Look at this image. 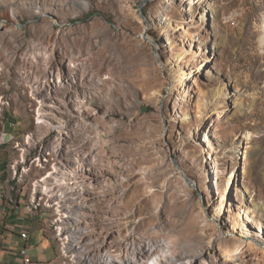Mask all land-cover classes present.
I'll use <instances>...</instances> for the list:
<instances>
[{"label":"rangeland","instance_id":"374dc122","mask_svg":"<svg viewBox=\"0 0 264 264\" xmlns=\"http://www.w3.org/2000/svg\"><path fill=\"white\" fill-rule=\"evenodd\" d=\"M0 65L18 122L13 162L22 150L27 164L36 160L20 189L53 165L69 169L74 149L91 172L102 167L96 159H115L124 181L86 208L100 238L166 256L172 244L161 252L158 243L173 231L193 243L187 252L206 251L198 264H236L217 241L208 248L212 231L243 241L248 264H264L252 255L264 248V0H0ZM74 190L52 188L66 200ZM96 191L86 193L98 200ZM40 228L29 255L55 261L57 245ZM14 240L20 259L26 239Z\"/></svg>","mask_w":264,"mask_h":264},{"label":"bare ground","instance_id":"6f19581e","mask_svg":"<svg viewBox=\"0 0 264 264\" xmlns=\"http://www.w3.org/2000/svg\"><path fill=\"white\" fill-rule=\"evenodd\" d=\"M83 5L87 9L89 3L86 1ZM184 54L185 50L181 51L178 57H183ZM177 71L178 68L172 63L170 70L171 88L174 87V76ZM4 74L5 71L0 65V77ZM175 78H177V76H175ZM102 83L103 82L101 80H98L94 84L100 85ZM0 87L8 90L10 89L8 82L5 81H0ZM64 89L67 91L68 87L64 86ZM156 94L157 92L153 93V95ZM243 94L246 95L247 93L243 92ZM0 104V117H5V108H9L13 104L12 96L0 90ZM40 116L42 115L40 114ZM105 116L96 114L94 115V118L97 120H104ZM56 122L60 123L58 120H56ZM106 122L109 128L113 127L115 124V120L112 119L106 120ZM15 146H19L18 141ZM80 150L74 149L72 151L71 158L69 159L71 161L69 169L60 168L58 167L59 165H53V169L51 170L52 172H50L41 181L38 180L36 182H31L29 192L27 190V207L30 212H37L39 210H52L53 212L51 213L53 215L48 222L47 229L56 242L57 257L55 261L43 264H198L205 259V250L194 251L192 253L187 252L186 249L191 248L193 243L191 241H184L177 232L173 231L170 235L172 238L171 240L162 239L158 243V247L161 252L168 250L169 243L172 244V251L166 256H164V254L161 255L157 248L155 249L158 251L154 252L152 249L143 246V244L140 243V245H137L131 240L118 243L113 242L112 240L111 242L107 238L109 235H105L100 238L97 234L93 233V230L86 225L88 222L85 221L87 217H95L96 212H94L93 208H90V210H87L86 208H89V206H95L96 203L102 202L104 197L110 191H113V188L116 185L124 181V174L121 171V165L116 163V161H114L115 159L111 160L110 158L103 156L96 159L100 162L102 167L91 172L90 163H92V160L89 157L82 156L84 153ZM45 156L46 155H44L45 161H49ZM93 159L95 160L94 157ZM32 161V164L26 163V156L23 150L19 157L16 158L14 162L12 161V175L14 178H17L18 182H20V180L25 182L22 177L24 174H28L34 166V163H36V160ZM37 161H39L37 166L44 165V163H41L43 158H40V160ZM87 166L89 168H86ZM19 169L20 173L18 175ZM53 173L59 174L60 176H52ZM48 178L54 179L53 186L66 187V185H70L73 187L75 190L72 199L66 200L64 196L57 197L55 194L56 191L55 193L52 191V181ZM46 184L48 185L45 186ZM90 188L97 190L96 193L100 194L98 200L86 193ZM152 191L153 190L151 189V192ZM256 206L259 209H264L263 202L257 204ZM253 212L255 214L256 210ZM109 218L110 217L108 215L104 216L105 220H108ZM67 220H69V223L71 222L70 230L66 229L64 226L67 223ZM263 224L260 225V228H263ZM153 230L156 231L157 229L154 227ZM216 241L220 246V254H223L226 259L233 260L236 264L237 262H239L238 264L248 262L246 259V251L244 250V247H242L243 241H241L240 244L236 243L231 245L222 242L220 237L218 238L216 234L210 231L207 238L208 248ZM239 241L240 240L237 242ZM252 252L255 259H261L264 261V248L253 247ZM22 264L34 263L30 262ZM206 264H218V261H209ZM258 264L263 263L261 262Z\"/></svg>","mask_w":264,"mask_h":264},{"label":"crops","instance_id":"0c3cea01","mask_svg":"<svg viewBox=\"0 0 264 264\" xmlns=\"http://www.w3.org/2000/svg\"><path fill=\"white\" fill-rule=\"evenodd\" d=\"M17 125L18 122L8 115L7 110L3 130L7 133L8 138L6 143L0 144V243L2 245L0 247V264H21V258L19 259L18 254L15 253V246L17 247L18 244L14 240V237L16 235L21 236L23 227L27 225L31 230L30 238H32L41 229V223L44 222L47 228L51 218L42 220L37 215H34L40 213L39 211H29L27 207V190L24 187L20 189L21 184L24 182L22 180L18 182L17 178H14L12 175L11 164L13 158L16 156V154H13V148H16V138H19L16 134ZM23 189L24 192H22ZM28 214L31 216H28ZM29 244L30 241L26 240L23 247L29 246ZM23 247L17 250L20 251ZM12 254L14 255L12 256Z\"/></svg>","mask_w":264,"mask_h":264},{"label":"built area","instance_id":"2783aa9c","mask_svg":"<svg viewBox=\"0 0 264 264\" xmlns=\"http://www.w3.org/2000/svg\"><path fill=\"white\" fill-rule=\"evenodd\" d=\"M4 99V97H3ZM2 99V100H3ZM11 107V106H10ZM9 107V108H10ZM0 108H1V104H0ZM9 108H5V115H6V111L9 109ZM4 124H5V117H0V144H4L7 142V133L4 132L3 130V127H4ZM12 136V135H10ZM9 136V138H10ZM0 182H1V178H0ZM22 192H24V189L22 190ZM21 236L26 239V240H29L30 237H31V230L30 228L25 225L21 231ZM19 253L21 254V264L22 263H30V262H34L32 260V258L30 257L29 255V251H28V246L26 245L25 247H23Z\"/></svg>","mask_w":264,"mask_h":264},{"label":"water","instance_id":"95a60500","mask_svg":"<svg viewBox=\"0 0 264 264\" xmlns=\"http://www.w3.org/2000/svg\"><path fill=\"white\" fill-rule=\"evenodd\" d=\"M142 7V4L140 5V8Z\"/></svg>","mask_w":264,"mask_h":264}]
</instances>
